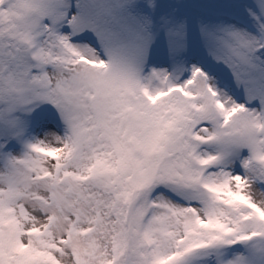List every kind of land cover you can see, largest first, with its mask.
I'll use <instances>...</instances> for the list:
<instances>
[{"label": "snow or ice", "instance_id": "obj_1", "mask_svg": "<svg viewBox=\"0 0 264 264\" xmlns=\"http://www.w3.org/2000/svg\"><path fill=\"white\" fill-rule=\"evenodd\" d=\"M0 264H264V0H0Z\"/></svg>", "mask_w": 264, "mask_h": 264}]
</instances>
